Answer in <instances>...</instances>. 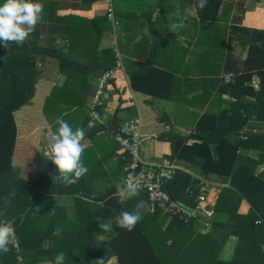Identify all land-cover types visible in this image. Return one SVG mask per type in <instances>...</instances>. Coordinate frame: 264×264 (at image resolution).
I'll use <instances>...</instances> for the list:
<instances>
[{
  "label": "trees",
  "instance_id": "16d2710c",
  "mask_svg": "<svg viewBox=\"0 0 264 264\" xmlns=\"http://www.w3.org/2000/svg\"><path fill=\"white\" fill-rule=\"evenodd\" d=\"M80 1L82 6L89 8L95 0ZM190 1L194 17L208 21L210 30L202 34L201 49L185 63V76L176 77L172 71L148 62L126 69L125 77L132 91L152 98L178 100L181 92L192 90L183 101L193 107L204 105L201 99L205 94H213L226 103L218 111L204 110L188 132L171 128L159 134L157 139L169 145L168 158L183 164L189 172L203 177L216 175L228 182V186L220 188L214 209L228 214L225 226L229 228V234L238 238L234 258L219 259L223 241L211 232L195 231L193 221L184 222L177 216L165 223L166 215H161L158 208L143 214L139 209L141 220L131 232L116 227L115 217L122 211H136L140 201L147 202V195L139 191V196L121 204L114 185L100 187L101 178L105 182L108 176L123 180L124 166L130 156L114 140L113 133L138 112L125 111L127 118L113 129L86 115L82 126L86 137L91 138V145L85 148L82 159L88 173L77 184L54 183L55 165L41 157L32 178L31 196L24 199L23 191H15L13 186L14 181H18V173L12 169L17 136L14 113L34 96L42 67L32 59L33 54L26 55L30 48L26 43L22 46L10 43L8 48L0 44V223H13L16 243L9 245L7 253L0 252L1 264H55V257L60 252L65 253L64 264H94L102 259L103 264H264V222L255 223L258 216L264 219V180L254 172L247 154L249 149L260 147L264 133H241L248 120L264 121V28L242 24L246 12L264 9V0H208L204 9L193 7L195 0ZM252 3L254 7L250 6ZM231 11V25L220 31L214 30V20L219 14ZM86 21L95 26V45L90 50L94 59L90 69L99 75L113 68L116 62L114 47L100 46L111 22L106 12ZM74 35L75 31H67L70 48L75 46ZM199 44L198 37L195 46ZM53 58L58 59V71L66 76L63 84H53L44 100L45 117L54 133L58 128L57 117L71 124L66 120L68 117L83 113L85 106L91 107L94 90L87 77L89 65L76 64L65 59L67 56ZM188 69L196 77H190ZM112 81L113 78L108 83ZM75 106L78 108L74 109ZM95 108L101 112L100 104ZM116 110L119 112L120 108ZM90 120H94L95 126L88 130ZM106 132H111L112 137H107ZM107 151L118 154L111 157ZM93 162L94 168L89 172ZM189 172L177 170L164 186L172 197L193 204L185 191L192 182ZM94 179L96 189L86 192L84 183ZM50 193L75 195V220H68L65 212L53 203ZM243 198L252 207L240 214L238 207ZM98 217L113 223L111 232L99 228ZM57 228L61 234L54 236ZM102 234L107 236L100 240ZM243 248L245 254L240 256L237 252ZM111 259L114 260L110 263Z\"/></svg>",
  "mask_w": 264,
  "mask_h": 264
},
{
  "label": "crops",
  "instance_id": "0c3cea01",
  "mask_svg": "<svg viewBox=\"0 0 264 264\" xmlns=\"http://www.w3.org/2000/svg\"><path fill=\"white\" fill-rule=\"evenodd\" d=\"M37 2L44 7L43 18L25 43L30 47L26 55L33 54L32 59L38 61V67L39 65L42 67L41 76L35 84V94L25 104L26 107L24 105L14 113L17 136L12 156V169L18 173V181H14L13 187L15 191L17 189L20 192L23 191L24 199L27 195L30 197L32 194L34 188L32 178L37 171L41 157L48 159L51 155L50 143L53 132L45 117L44 100L50 93L53 84L55 82L58 85L63 84L66 77L65 74L58 71L56 67L58 59L54 60L53 57L67 56L68 58L65 59L76 64L89 65L87 77L93 85V96L98 78L103 73L96 75L97 72L90 69V62L94 59L90 56V50L95 45L96 31L95 26L86 20L103 15L106 12L107 3L104 0H95L87 8L82 6L83 3L80 0H37ZM0 3H3V0H0ZM111 5L116 23L114 26L111 24V28L105 30L100 40V46L114 47L122 67L115 72L113 81L107 87L108 97L100 104L102 109L99 112V122L109 127L110 121L116 113L119 114L116 116V124L119 125L127 118L125 116L133 108L137 109L140 115L138 106L142 107L146 121L145 125L142 123L141 126L144 140L140 146L139 155L142 160L148 163H160L164 159H169L167 155H169L170 148L167 142L157 139L159 134L165 133L171 128L188 132L204 110L218 111L226 103L220 101L221 99L213 94L211 96L205 94L204 99H201V101L204 100V105L200 108L193 107L183 101L192 90L186 93L183 88L181 89L183 93L179 94L178 100L152 98L129 88L125 70L152 62L157 67L172 71L176 77H184L185 63L193 59L194 53L201 49L202 34H206L210 30L209 23L194 17L190 0H111ZM251 5L253 6L254 3ZM252 11L263 13L264 9H253ZM229 14H232V11L226 14L220 13L218 18L214 20V27L212 28L220 31L231 25ZM222 15L226 17L223 18ZM244 18L242 24L257 27L253 23L243 22L246 21V15ZM180 22H183L184 26L172 31L170 26ZM68 30L75 31V46L73 48L69 47ZM198 37L201 44L195 46ZM188 70L189 72H187L191 75L193 72L191 69ZM190 77L196 76L191 75ZM89 107H83V113L73 114L66 119L70 121V126L74 130L77 127H83V121L87 114L93 118ZM117 107L120 108L119 112L116 110ZM76 108L78 107L75 106L74 109ZM125 111L128 112L125 113ZM248 131L264 133V121L248 120L242 127L241 133ZM36 132L45 136L44 138L41 137L38 145L35 144L34 147L33 141L36 140ZM106 135L109 138L112 137L111 132H106ZM84 143L86 147L91 145V138L87 136ZM107 152L110 153L111 157L114 153L118 154L117 152L112 153V151ZM242 152L244 153L245 149ZM247 154L251 158L250 163L254 166V172L264 180V141L260 147L249 149ZM260 157L262 158L260 159ZM20 158H24L26 161L22 159L21 162H18ZM171 161L183 167V164L175 162L174 159ZM89 166H93L89 168V172H91V168H94V162ZM205 178L211 183L208 202L212 205L213 214L209 218L193 221L192 228L199 233L211 232L219 241H223L218 258L224 261L232 260L236 252L238 238L229 234V228L225 226L228 214L214 209L220 188L228 186V182L216 175ZM100 180L102 181L101 188L114 185L118 192V189L123 187V180L113 179L110 176L106 182L104 178ZM96 186L95 179L92 182L84 183V188H87L86 192L91 191L90 189L95 190ZM50 195L53 196V203L63 213L65 212L68 220L76 219L74 194L50 193ZM251 207L249 201L243 198L238 207V213L245 214ZM148 209L149 206L146 202L140 208V212L142 214L149 212ZM105 236L107 235L102 234L99 239H105ZM12 243H16V240ZM237 254L243 256L245 254L244 248L239 250ZM111 262H113L112 259ZM37 264L50 263L41 262Z\"/></svg>",
  "mask_w": 264,
  "mask_h": 264
},
{
  "label": "clouds",
  "instance_id": "9594fccd",
  "mask_svg": "<svg viewBox=\"0 0 264 264\" xmlns=\"http://www.w3.org/2000/svg\"><path fill=\"white\" fill-rule=\"evenodd\" d=\"M208 0H195L193 7L204 9ZM44 7L37 0H3L0 3V44L8 48L10 43L22 46L35 30L38 23L42 21ZM183 22L173 23L172 31L183 27ZM139 39V38H138ZM5 59V57H4ZM55 123L58 128L51 136L50 160L55 165V172L52 174L54 183H61L64 186L77 184L79 180L88 173L87 166L83 163V154L86 148V130L77 127L75 130L62 117H57ZM95 126L94 120H90L87 128L90 130ZM118 202L123 204L129 199L139 196V184L131 178L123 182V187L118 189ZM8 203V201H5ZM144 202L136 206V211H122L115 217V225L128 232L134 230L141 220L139 209ZM99 228L104 232H111L113 223L97 218ZM61 230L57 228L53 235H60ZM16 240L15 227L11 221L0 223V252L7 253L9 245ZM65 253L60 252L55 257V264H64ZM103 264V259L94 262Z\"/></svg>",
  "mask_w": 264,
  "mask_h": 264
},
{
  "label": "built area",
  "instance_id": "2783aa9c",
  "mask_svg": "<svg viewBox=\"0 0 264 264\" xmlns=\"http://www.w3.org/2000/svg\"><path fill=\"white\" fill-rule=\"evenodd\" d=\"M104 1L107 3V18L114 26L116 21L113 17L111 0ZM121 67V61L116 55L114 67L105 70L98 78L90 107V114L93 118L100 119V115L95 107L108 97L105 91L109 85L108 80L113 78L115 72L121 69ZM141 125V118L137 114L120 124L113 133L114 140L130 156L124 166L126 173L123 182L127 178L136 181L139 184V191L147 195L148 211L153 212L155 208L160 209L161 214L166 215L167 221L173 216H177L184 222L195 221L200 218H209L213 214L212 205L208 202L211 183L205 177L189 172L187 169L176 165L169 159H164L160 163H148L142 160L139 155V149L144 140ZM179 169L189 172L192 177L191 185L187 186L185 191L191 198L193 204H186L172 197L164 186V183L170 180ZM261 222H264V219L258 216L255 223Z\"/></svg>",
  "mask_w": 264,
  "mask_h": 264
},
{
  "label": "rangeland",
  "instance_id": "374dc122",
  "mask_svg": "<svg viewBox=\"0 0 264 264\" xmlns=\"http://www.w3.org/2000/svg\"><path fill=\"white\" fill-rule=\"evenodd\" d=\"M250 6H252V5H250ZM255 13H256V14H255ZM248 15H249V16H248ZM222 17L224 18V17H226V16L222 15ZM248 17H249V18H248ZM247 18H248V19H247ZM244 19H245V18H244ZM243 22L253 23V24H255L257 27H263V28H264V12H263V13H262V12H254V11L250 10V11H248L247 14H246V21H243ZM235 51L238 52V47H236ZM24 107H26V105H25ZM138 107H139L138 110H139V113H140V116H141V119H142V123H144V125H145V121H146V119H145L144 112H143V110H142V107H140V106H138ZM132 111H133L134 113H137V109H135V108H133ZM22 127L24 128L25 126L23 125ZM36 134H37V136L35 135V137H36L35 139H36V140L33 141L34 147H35V144L38 145V141H40L41 137L44 138V136H45V135L40 134V132H36ZM22 159L25 160L24 158H22ZM22 159L20 158L18 162H21ZM25 161H26V160H25ZM112 260H114V259H112Z\"/></svg>",
  "mask_w": 264,
  "mask_h": 264
},
{
  "label": "water",
  "instance_id": "95a60500",
  "mask_svg": "<svg viewBox=\"0 0 264 264\" xmlns=\"http://www.w3.org/2000/svg\"><path fill=\"white\" fill-rule=\"evenodd\" d=\"M115 124H116V113L113 115V117H112V119L110 121L109 128L113 129Z\"/></svg>",
  "mask_w": 264,
  "mask_h": 264
}]
</instances>
